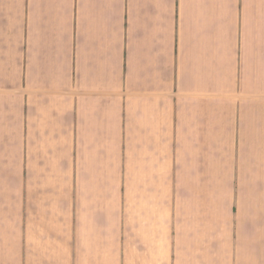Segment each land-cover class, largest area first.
<instances>
[{
	"label": "crops",
	"instance_id": "obj_1",
	"mask_svg": "<svg viewBox=\"0 0 264 264\" xmlns=\"http://www.w3.org/2000/svg\"><path fill=\"white\" fill-rule=\"evenodd\" d=\"M0 264H264V0H0Z\"/></svg>",
	"mask_w": 264,
	"mask_h": 264
}]
</instances>
